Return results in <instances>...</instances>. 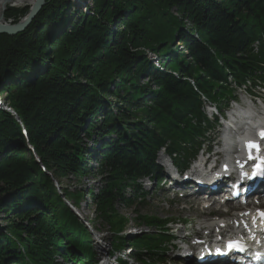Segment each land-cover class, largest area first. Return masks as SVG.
<instances>
[{
  "label": "trees",
  "instance_id": "trees-1",
  "mask_svg": "<svg viewBox=\"0 0 264 264\" xmlns=\"http://www.w3.org/2000/svg\"><path fill=\"white\" fill-rule=\"evenodd\" d=\"M46 1L25 30L0 34V95L18 115L0 108V264L95 263L67 203L85 195L113 250L129 244L141 262L164 260L167 221L138 211L135 222L156 232L127 237L118 204L143 205L138 180L159 177L161 149L184 165L196 155L207 131L201 93L219 102L233 94L229 75L238 85L261 77L264 44L258 53L253 44L264 0H90L78 11L77 0ZM29 11L8 7L5 18ZM90 176L102 181L98 193L62 183Z\"/></svg>",
  "mask_w": 264,
  "mask_h": 264
},
{
  "label": "rangeland",
  "instance_id": "rangeland-1",
  "mask_svg": "<svg viewBox=\"0 0 264 264\" xmlns=\"http://www.w3.org/2000/svg\"><path fill=\"white\" fill-rule=\"evenodd\" d=\"M89 2L90 0H77V3H78L77 5H81V6L75 5V10L78 11L79 8L80 9L84 8L85 4H88ZM72 3L74 2L72 1ZM28 5L29 4L27 3H24V5L23 4L7 5V8L8 7L23 8L24 6H28ZM173 12H175V9H173ZM9 20H12V22H9V23H14V19H6V22H8ZM178 45H179V42H178ZM153 60L155 61V59ZM161 60L164 61L162 58ZM144 80L146 81L147 78H145ZM256 90H258L257 87H256ZM237 94L238 96L239 95L241 96L242 100H245L246 98L247 99L250 98V96L246 95L244 91H238ZM0 96L3 97L2 95ZM256 98L259 99L258 97ZM259 102L261 103L260 100ZM0 108L5 109L11 114H13L14 116L18 117L17 113L12 109V107L4 106L0 104ZM95 140H97L96 137H95ZM210 140H214V141L208 142V144L204 148H206L207 146H211V150L214 152L218 148L216 143L221 140V134H218L217 132H215L213 135H211ZM87 143L89 145V148H92L95 142L93 140H87ZM198 156H200V154ZM163 157L164 156L162 154L159 155V159H162ZM89 165L92 166L93 170L95 171L97 169L98 163L96 162L95 159L94 160L92 159ZM62 183L64 186L68 187V189L71 191H74L75 189L80 190V189L86 188V190H88L89 188H92L97 193L102 186V181L99 180V178L96 176H90V177L84 178L82 181H79V182H77L74 178L63 179ZM153 184L154 183L152 181L143 182V187L147 191V194H148L146 199L143 201V205L134 204L131 208H127L123 206L122 204H118V211L122 215H125L130 220L127 222L128 224H126V228H125L126 231H124L123 234L124 233L129 234V232H131L135 234V236L136 235L141 236L142 234H145V233L146 234L153 233V231L156 230L148 226V223L144 221H142L144 222L142 223V225H139L138 222H135V220L140 221L138 220V217H139L138 211L143 216L145 215L152 216L162 221L164 219H169L171 222L174 221L173 223L175 224L173 225V223H170L169 229H171L172 237H174V242H172V246L174 245L176 248L173 247V249L168 253L169 255L168 263L171 262V264H189V263L192 264L191 259H187L188 263L180 262L181 260H180L179 254L183 248H178L177 244L180 245L181 242L186 239L190 240V237L195 232H200L198 231L200 228V224L204 221L205 218H208V215L206 214V212H209L212 210L213 214L215 215H223L225 208L224 206H217V205L214 206L213 205V207H210L207 210L204 208L205 204L201 201L200 198H197L199 200H196L197 196L195 197L193 196L190 200L182 199L180 196L175 197L173 193L175 191H177L178 193H181L182 190L180 189L175 190L174 188L176 187L172 185V183H168L161 188H154ZM137 202H140V200H138ZM77 206L79 210L81 211V215L85 216L86 218H89L91 220V224L93 225V227L96 228V230L98 231L97 233L99 237L97 241L96 242L92 241V234H91L90 236L91 240L89 242L92 241L90 245L95 251L96 260L98 259V261L100 262L101 261L105 262L104 259L110 256L112 254L111 252H113L111 243L113 242L114 235L111 232L110 227L105 222L94 220L95 215H96V213H94L96 205L88 195H85L83 200L80 202V204H77ZM232 216L234 215H230V217ZM5 219L6 218H5L4 212L3 211L0 212V226L3 230H4L3 226H5L6 224ZM128 252L129 250H126L125 255ZM62 261H63L62 259H59V263H62ZM135 264H138V263L135 262Z\"/></svg>",
  "mask_w": 264,
  "mask_h": 264
},
{
  "label": "bare ground",
  "instance_id": "bare-ground-1",
  "mask_svg": "<svg viewBox=\"0 0 264 264\" xmlns=\"http://www.w3.org/2000/svg\"><path fill=\"white\" fill-rule=\"evenodd\" d=\"M24 3L30 4L31 0H10V1L0 0V16L2 13V9L5 6H7V5H21V4L24 5ZM232 113H233V116L237 118L238 122L241 123L245 128V130L242 131L241 133H245L246 135H240L237 138V141L240 143H242V138L244 136H252V134L250 132H247V129L250 126H254L256 124H259L260 121H263V124H264V110L258 111L254 107L248 106L247 108H244L241 110L238 108H235V110L232 111ZM221 141H222V139H221ZM226 143H233V141H231V139H230V140H227ZM234 143H236V139L234 140ZM230 146H231V144H230ZM221 149H222L221 146H219L217 148V151H219V150L221 151ZM216 155L213 154L211 156L214 157ZM222 157H224V156H221V158ZM203 158L206 159L205 156H203L202 158H199L198 161L200 162V164H201ZM190 171H193V169H191ZM191 182H193V181H191ZM262 189L264 190V185L262 186ZM188 197H190V196H188ZM238 203L242 204L243 202L238 201ZM207 204H209V203H207ZM254 204H255L256 208H261V207L264 208L263 203L256 202ZM232 215H234V216L228 217L225 219L214 218V217H212L210 219H209V217L205 218L204 221L200 224V228L198 230L200 232H197L198 237H197V239H195V242L203 245V244L208 243V238H210V242H213L212 239L217 240V239H219V238H221L227 234L242 232L245 235H247V234H250V233L256 231L257 226L254 225L255 218L257 217L256 213H253V212L246 210L245 212H237V213H234ZM205 217H207V216H205ZM252 237H257V239L259 241L264 242V238L258 234L255 236H252ZM249 238L250 237H248V239Z\"/></svg>",
  "mask_w": 264,
  "mask_h": 264
},
{
  "label": "water",
  "instance_id": "water-1",
  "mask_svg": "<svg viewBox=\"0 0 264 264\" xmlns=\"http://www.w3.org/2000/svg\"><path fill=\"white\" fill-rule=\"evenodd\" d=\"M46 3V0H31V3L28 5L30 6L29 13L25 17H23L18 23H9V21L6 22L5 10L7 9V6H5L2 9V13L0 16V34L6 33L9 35H15L25 30L31 24L33 19L38 15L41 9L45 6Z\"/></svg>",
  "mask_w": 264,
  "mask_h": 264
},
{
  "label": "snow or ice",
  "instance_id": "snow-or-ice-1",
  "mask_svg": "<svg viewBox=\"0 0 264 264\" xmlns=\"http://www.w3.org/2000/svg\"><path fill=\"white\" fill-rule=\"evenodd\" d=\"M260 138L264 140V132L260 133ZM248 146L249 148H259L260 147V145L257 144L255 141H250ZM261 217L264 218V213H261ZM229 247L230 248L235 247V248H238L239 250H244L243 246L237 242L230 243Z\"/></svg>",
  "mask_w": 264,
  "mask_h": 264
},
{
  "label": "built area",
  "instance_id": "built-area-1",
  "mask_svg": "<svg viewBox=\"0 0 264 264\" xmlns=\"http://www.w3.org/2000/svg\"><path fill=\"white\" fill-rule=\"evenodd\" d=\"M9 22H12V20H9Z\"/></svg>",
  "mask_w": 264,
  "mask_h": 264
}]
</instances>
